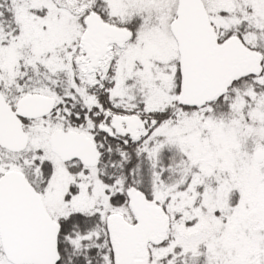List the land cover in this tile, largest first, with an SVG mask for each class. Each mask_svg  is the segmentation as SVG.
I'll use <instances>...</instances> for the list:
<instances>
[{"label":"snow or ice","instance_id":"obj_1","mask_svg":"<svg viewBox=\"0 0 264 264\" xmlns=\"http://www.w3.org/2000/svg\"><path fill=\"white\" fill-rule=\"evenodd\" d=\"M0 264H264V0H0Z\"/></svg>","mask_w":264,"mask_h":264}]
</instances>
